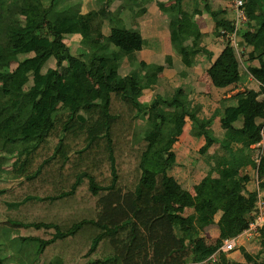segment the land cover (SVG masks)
I'll use <instances>...</instances> for the list:
<instances>
[{
    "label": "trees",
    "instance_id": "obj_1",
    "mask_svg": "<svg viewBox=\"0 0 264 264\" xmlns=\"http://www.w3.org/2000/svg\"><path fill=\"white\" fill-rule=\"evenodd\" d=\"M183 1L166 0L168 5L158 3V9L167 17L171 47L180 57H186L189 67L198 53L208 60L212 57L201 46L203 35L194 21L195 15H209L215 36L221 30L233 31L234 18L228 20L224 10L213 9V0H196L192 13L181 19ZM242 1L247 22L237 30V37L253 48L248 59L255 64L249 72L258 83V91L245 90L234 99L250 100L247 112L252 120L244 121L240 130L228 126L220 142L205 137L198 153L207 158L210 147L218 143L227 159L210 164L208 157L210 170L193 187L194 196L170 209L167 202L176 197V181L167 175V170L175 165L172 149L186 119L202 128L196 118L199 107L192 106L179 89L158 94L149 103L139 101L141 93L135 90L134 82L140 73L157 67L140 62L136 70L121 76L112 48L126 53L142 50L146 42L140 33L123 27L121 19L111 13L106 23L96 11L81 14L79 3L73 0H35L37 14L28 12L21 0H0V38L5 37L10 43L9 50L2 52L5 61H0V178L11 181L10 187H26L20 195L10 193V189L0 190L4 211L1 223L5 224L4 235L11 239L21 229L28 232L18 239L26 245L25 249H31L26 252L33 256L29 264H64V255L75 261L72 252L79 247L86 248L81 255L83 264H203L218 250L222 239L235 237L247 228L257 192L246 190L249 178L238 177L239 171L249 164L256 172L259 187H264V148L255 152L258 162L247 155L250 146L264 137V0ZM104 26L110 29L109 44L94 50L92 46ZM72 34L81 36L80 49L75 53L64 43L66 35ZM189 40L196 49H186ZM222 46V52L207 70L211 84L219 89L235 87L245 74L230 43L222 41ZM258 48L262 51L255 56ZM47 58L52 65L38 74ZM81 70L88 76L99 75L94 88L77 81ZM259 96L262 101L257 100ZM176 114L181 115L180 120ZM234 114L240 115L237 107ZM137 119L142 121L141 126L134 124ZM221 121L226 123L224 117ZM127 126L132 127V133L129 148L124 150L117 138ZM68 140L82 144L81 148L69 150ZM50 144L51 155L42 157L31 169L40 152ZM99 146L104 147L98 160L108 164V183L99 185L91 173L75 171L69 179L57 174L55 177L62 184L51 182V187L44 189L47 181L54 178L44 171L55 159L60 160L57 169L62 171L70 153L89 152ZM125 152L136 160L129 185H123L120 178L119 160ZM215 166L221 168L213 177ZM10 172L17 176L9 178ZM69 180L72 181L68 183ZM85 180L89 197L96 200L93 218L83 215L82 204L89 199L86 194L81 197L82 210L77 213H73L71 204H63L76 200ZM208 183L237 184L238 191L224 197L218 206L221 215L216 225L220 239L201 247L187 213L189 209H203L201 198ZM33 185L37 187L32 189ZM228 200L235 202L239 218L227 216ZM63 208L68 211L67 216ZM88 228L95 229V234ZM36 232L42 235L37 236ZM55 248L57 257L51 260ZM0 264H16L4 256L1 244ZM213 264L239 263L220 252ZM259 264H264V259Z\"/></svg>",
    "mask_w": 264,
    "mask_h": 264
},
{
    "label": "crops",
    "instance_id": "obj_2",
    "mask_svg": "<svg viewBox=\"0 0 264 264\" xmlns=\"http://www.w3.org/2000/svg\"><path fill=\"white\" fill-rule=\"evenodd\" d=\"M73 1H77L80 4L81 14H86L92 10L96 11L104 23H106L105 20L108 18L110 13L115 14L118 18L122 19L124 26L127 29L138 31L145 42L149 37L156 40L157 44L155 47H150L149 43L147 47L139 51V56L134 52L126 53L112 48V55L118 65L121 76H124L130 72L132 67L133 70H135L140 62L156 67L162 63L163 55L166 53H171L170 49L172 48L170 45L168 27L166 28L167 33H162L164 32L162 29L165 27V24H167V17L163 16L158 9V3L164 4L166 3V0H90V2H88V0ZM186 1L189 4L191 3L192 11L194 9L193 4L196 0H189L190 2L188 0H184L182 2L181 13L182 11L188 13L190 6L186 5ZM211 3L213 9H222L226 12V19L232 20L234 18L232 8L231 10H228L227 0H213ZM20 4L30 13L37 14L39 12V7L35 5V0H21ZM103 4L106 5L102 7ZM150 4H154L156 10H158V22L156 23V30L158 33H162L161 35L156 34L157 36H155L149 32L143 33L147 25L145 22H143V20H139L138 17H140L139 14L142 12L150 10ZM104 8L109 11L107 18H104L103 16ZM199 9L201 10L202 8L199 7ZM192 11H190L187 16H189ZM135 18L136 21L134 20ZM194 21L198 26L199 31L203 35L201 46L212 53V59L210 61L206 58V56L203 55L206 59V62L208 63V66L203 64V60L199 57L195 58L197 55L193 58L194 64L192 63L191 66H187L188 68L186 70L181 69L182 66L180 67L179 65L182 62H178L179 60H177L180 71L173 72L172 76L169 74V76H167L165 79L162 77L158 78V71H153L148 77L151 85H147V87L149 86V89L152 87L158 88V91H152L155 93L153 95L154 97L158 94H163L165 91L171 93L175 89L182 90L180 95L187 96L192 105L196 104L195 106L199 107V112L197 113L196 118L198 124H200L202 128L200 129L194 127L191 121L186 119L189 121V125L186 126V123L184 124L182 133L178 137V140L172 149L175 154V165L167 170V175L174 178L176 181V197L171 202L176 203L178 197L180 201L178 202L180 204L177 205L178 203H176L177 206L174 208L182 206L184 201L194 196L193 187L197 185L206 176L208 170H210V166L207 163L208 161L210 164H215V162L218 160V162H221L223 158L227 159L224 150L218 143L213 144L208 150L206 155L207 158L209 157L208 161L206 157L201 156L198 151L205 144V137H214L220 142L223 140L228 126H233L237 130H240L244 121H251L252 119H250L248 112L246 111L250 104V100L234 98L237 95L243 94L245 90H252L254 92L258 91V83L253 80L249 72L250 67L255 64V61H249L248 59V54L253 52V48L245 45L239 38V45L245 53V60L243 62H239L245 72V74L240 77L239 84L235 87L230 86L223 89L215 88L211 84L207 75V70L220 55V52H222L221 50H223V40L220 38V36L214 35V23L208 14L202 12L200 15H195ZM109 32L110 29L107 26H104L101 34L96 37L95 43L97 42V39L106 37L102 47L108 46ZM72 39L76 40L78 42L77 45L79 46L81 36L77 34L66 35L64 43L67 45V42ZM188 42L186 43V49ZM67 46L70 48V45ZM102 47H99L98 49ZM8 50L9 48L6 51ZM217 50L220 51L219 54H216ZM255 51V56H257L261 53L262 48L255 49ZM122 57L125 58V60L121 61L120 59ZM198 60L202 63V66L199 64ZM49 61H51L50 58H47L45 62L42 63V66L38 70V74L42 72ZM173 65L174 62H172L171 67ZM146 75L147 71L142 72L138 75L136 80L138 82H143L145 81ZM262 98V96H259L257 100L262 101ZM236 107L240 111L239 116L234 114ZM216 112H219V114L216 115ZM223 117L226 123H222L221 120ZM263 148L264 137L260 143L250 146V151L247 154L248 158L256 162L255 159L257 154L255 152ZM220 168V166H215L212 175L213 177L217 176V172ZM194 169H200L202 171V173L200 172L201 175H194ZM244 176L249 178V182L245 186L246 190L248 192L256 191L257 197L264 199V187H259L256 172L249 164H247L243 170L239 171L238 177L243 178ZM237 191L238 185L233 183H227L224 186H215L212 183H208L206 185L201 198L203 209L201 211L189 209L187 213L190 224L196 227V241L198 245L201 247H207L213 245L218 239H220L219 231L216 225L221 215V212L218 210V206L222 203L224 197L226 198ZM226 214L231 219H237L240 217V214L236 210L235 202L231 200L226 202ZM206 223L209 224L200 228L201 225ZM226 256L228 259L239 264L261 263L264 259V228L260 230L258 235L254 238L250 239L249 241L242 242L232 253H226ZM203 264H213V262L205 260Z\"/></svg>",
    "mask_w": 264,
    "mask_h": 264
},
{
    "label": "rangeland",
    "instance_id": "obj_3",
    "mask_svg": "<svg viewBox=\"0 0 264 264\" xmlns=\"http://www.w3.org/2000/svg\"><path fill=\"white\" fill-rule=\"evenodd\" d=\"M228 1H227V7H228V10H231L232 5H230V3ZM88 2H90V0H88ZM186 3H187V1H186ZM164 4L167 6L168 2H166ZM105 5L106 4H103L102 7H104ZM107 5H109V4H107ZM186 5L190 6L189 9L187 8L188 9V13H186L184 11H182V13L180 12V16L183 19H185L187 17V14H189L190 11H192L191 3L190 4L187 3ZM79 8H80V4H79ZM108 14H109V11H107L104 8V12H103L104 18H107ZM161 14L163 16H165L162 12H161ZM113 15H115V14H113ZM139 16L141 17V18L138 17L139 20H143V22H145V24L147 25L146 29L144 30L143 33L149 32L150 34H153L155 36H157L158 34L161 35L162 33H165V34L167 33V29H166L168 27L167 24H165V27L162 29V30H164V32L158 33V31L156 30V27H157L156 23L158 22V10H156V7H155L154 4H150V10H148L146 12H142L141 14H139ZM134 20L136 21V18ZM121 22H122L121 24L123 25V27H125L122 19H121ZM132 23H133V21H132ZM148 36H150V35H148ZM4 38L5 37L2 38V36L0 38V50H1L0 51V61L1 62H2V60L5 61L3 53H5L6 50L10 47L9 41L7 39H4ZM105 40H106V37L101 38V39L100 38L97 39V42L95 43L93 48L95 50H97L99 47H102V45H104V41ZM222 40L225 41L224 39H222ZM149 43H150V47H155L156 44H157L156 40L155 39H151L150 37L148 39H146V46L145 47H147ZM77 44H78V42L76 40H74V39H72L69 42H67V45H70L71 51L73 53H75L76 51H78L80 49ZM196 48H197V46H195L193 41H189L188 42V46H187V50L188 51L194 50ZM170 50H171V53H166L165 55H163L162 63L157 65L156 66L157 69L154 70V71H158V78L162 77L163 79H165L167 76H169V74L172 76L173 72L180 71L179 66L180 67L182 66L181 69H183V70H186L188 68L187 65H186V57H180L175 52V50L173 48L170 49ZM219 50H221V49H219ZM219 50L216 51L217 52L216 54H219V52H220ZM134 53H136L138 56L140 54L139 51L138 52H134ZM198 57L203 60L202 61L203 64L208 66V63L206 62V59L204 58L202 53H198L197 57H195V58H198ZM214 59H215V57H214ZM120 60L121 61L125 60V58L122 57ZM177 60H179L178 62H182V63H180L179 66L177 64ZM244 60H245V54L240 59V61L243 62ZM172 62H174V65L171 67ZM199 64L202 66V63L200 61H199ZM210 64H211V62H210ZM50 65H51V61H49V63L45 66V68L49 67ZM132 70H133V67H132ZM152 72L153 71H147V75H146L145 81H143V82L139 81L138 82L136 80L134 82L135 90L138 89L139 92L141 93V95L139 97V101L141 103H146V102L149 103L150 101H152V99L154 98L153 95L155 94L152 91H158V88H153L152 87L151 89H149V86L147 87V85L151 83V82H149L148 77H149L150 73H152ZM77 74H78L77 75V81L79 83H81L82 85H84L85 87L94 88L96 86V81H97L99 75L98 76H88V75H85L82 70H81V72H79ZM195 105L196 104H193L192 106H195ZM246 111H247V109H246ZM176 116H177L176 119L180 120L181 115L180 114H176ZM185 123H186V126L189 125V121L186 120ZM134 124L136 126H141L142 125V121L137 119V120H135ZM131 133H132V127L131 126H129V127L127 126L126 130L122 129V131L119 132L117 140H118V143L120 145V148H122L124 150H127L129 148L128 140L130 138V134ZM58 134H59V137L61 138V136H62L61 133H58ZM56 141L57 140L54 139L53 142L56 143ZM68 141H69V145H67V146H68L69 150L72 149L73 151H76L79 148H81V146H82V144H80L78 142L77 143H73L70 140H68ZM103 149H104L103 146H99L98 148H96V147L92 148V151H89V152H84V153H80V154L70 153L69 156H68L67 161L65 163H63L64 167H63L62 171H59L57 169L60 166L58 164V163H60V160L55 159L53 161V165L47 167V169H45V171H44V173H47L48 175L52 174L53 177H54L51 181H47V184L44 186V189L46 187H51V185H50L51 182L62 184L55 177L57 174H60L64 179L65 178L69 179L70 178V174L72 172H75V171L91 173L93 175V177L95 178L96 183L99 184V185H104V184L108 183L109 180H110L108 164H107V162H102L100 164V162L98 160V157L103 153ZM51 150H52L51 149V144L45 146L44 150L40 152V155H38L39 158L35 162H33L32 166H31V169L36 166V164L42 159V157H46L48 155H51ZM77 160H78V162H77ZM119 163H120V168H119L120 169V178H121L122 184L123 185H129L133 181V178H134L133 168L135 166L136 160L132 156H130V158H129L127 156V152H125L122 155V158H120ZM28 171H29V169H28ZM200 172L202 173V171L200 169L199 170L198 169H194L193 174L198 176V175H201ZM11 176H17V175L15 173H13V172H10L9 178H11ZM4 178H2V179L0 178L1 179L0 180V190L10 189L9 192L10 193H15L16 195L23 194L24 191L26 190V187L20 188V186H18V185H16L15 187H10L12 185V182L11 181H2V180H4ZM71 181L72 180H69L68 183L71 182ZM66 185H69V184H66ZM34 187H37V185H33L32 189H34ZM87 188H88V184H87V181L85 180L83 185L79 188V192H77V194H76V200L72 201V202L64 201L63 204H65V203L71 204V207L74 208L73 213H77V210H79V209L82 210L80 201H81V197L84 194H86L89 199H88L87 203L82 204L83 205V209L85 211L83 213V215L86 216L87 218H93L94 217L93 216V211H94V208H95L96 200L94 198H92V197H89L90 195H89V193H87L88 192ZM178 202H180L179 201V197H178L176 203H178ZM176 203L167 202V207L170 208V209H173L175 206L180 204V203H178L176 205ZM64 211H65V216H67L69 214L68 211L66 212L65 209H64ZM3 212L4 211H2V204L0 202V244L2 245V253L4 254V256L7 259H11L16 264H19V263L20 264H29L31 262L33 256L31 254H29V253H28L29 255L26 254V252L27 251L30 252L31 249L30 248H26L25 249L26 245H22L20 243L19 239H18V237L19 238L26 237L28 235V232L23 230V229H21V230L18 231V235H16L13 239H11L10 236L6 237V235H4V233H3L4 229H2L5 224L1 223V222L4 221ZM91 216H93V217H91ZM88 229H90L95 234V232H96L95 229H93V230L91 228H88ZM34 234L37 235V236H41L42 235L40 232H36ZM44 237H47V236L44 235L43 238ZM244 241H246V240L243 237V238H241L239 240V244H241ZM85 250H86V248H84V247L80 248L79 247V250L77 249L76 252H72V256L74 258H76L75 261H71L69 256L64 255L62 257V259L64 261V264H83V262L85 260L83 259V257H81V255L85 252ZM100 252L103 253L102 250H100ZM56 257H57V255H56V248H55L50 254V259L52 260L53 258H56Z\"/></svg>",
    "mask_w": 264,
    "mask_h": 264
},
{
    "label": "built area",
    "instance_id": "obj_4",
    "mask_svg": "<svg viewBox=\"0 0 264 264\" xmlns=\"http://www.w3.org/2000/svg\"><path fill=\"white\" fill-rule=\"evenodd\" d=\"M232 4V10L234 13V30L231 32L221 30L220 38L229 42L230 45L234 48L236 58L238 62H241L240 59L245 54L239 45V39L237 37V30L247 22V17L245 16L244 11L242 10L243 1L242 0H230ZM258 162V159L256 160ZM264 228V199L257 197V201L255 204V209L251 214V220L248 223L246 229H244L240 234L232 238H224L221 241V245L218 250L212 254L207 261L216 262L217 254L222 253H230L237 249L240 245L239 240L241 238H245L246 241L254 238L258 235L260 230Z\"/></svg>",
    "mask_w": 264,
    "mask_h": 264
}]
</instances>
